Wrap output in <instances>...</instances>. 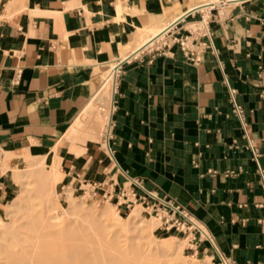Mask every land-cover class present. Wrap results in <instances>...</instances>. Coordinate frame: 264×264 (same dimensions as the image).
<instances>
[{"label":"crops","instance_id":"1","mask_svg":"<svg viewBox=\"0 0 264 264\" xmlns=\"http://www.w3.org/2000/svg\"><path fill=\"white\" fill-rule=\"evenodd\" d=\"M200 2L0 0V206L6 155L55 154L67 187L116 195L136 179L188 213L216 264H264V0ZM179 13L170 33L196 44L199 64L162 38L120 62L131 32ZM98 97L108 114L95 126ZM103 122L107 147L85 140Z\"/></svg>","mask_w":264,"mask_h":264},{"label":"rangeland","instance_id":"2","mask_svg":"<svg viewBox=\"0 0 264 264\" xmlns=\"http://www.w3.org/2000/svg\"><path fill=\"white\" fill-rule=\"evenodd\" d=\"M203 2H212V0H201L200 3ZM150 24L159 26L152 22ZM144 27H138L135 31H142ZM130 35L132 38V32ZM168 36L159 41L160 45L168 42ZM131 42H133L132 39L129 42L130 45ZM135 44L137 43L135 42L133 45ZM109 77L110 72L106 74L104 80ZM98 100L97 103L96 99V104L93 102L92 111H90L96 117L95 126L102 120L101 113L108 114L107 108L96 106L103 103L99 97ZM104 124L106 126V122ZM102 131H104L103 134L106 132L104 126ZM91 133L88 132L85 140L98 141L104 145L100 134L98 138H90L92 137L90 136ZM12 159L13 164L10 162ZM58 162L56 156L47 160L46 156L38 158L28 156L25 158L24 155L18 154L6 155L1 172L9 171V176L13 182V192L0 206V259L4 257L3 253H6L3 251L13 247H8L9 239L11 238L10 242H13L14 239L18 238L17 234L23 235L22 228L29 222L30 218L40 216L43 220L45 219L46 223L55 224L56 230L63 228L68 234L67 241L83 245L82 247L87 250H102L109 254L120 252L133 264H194L197 262L198 264H216L211 255L198 245L203 236L195 234L193 239L192 236L183 233L167 232L162 222L154 214L146 211L141 204H136L134 208L125 209L123 206L118 207L115 200L99 201L92 197L89 192L82 195L75 188L76 186H66V174ZM9 163L11 164L9 165ZM34 164L38 165V170L29 171L26 169L27 165ZM51 166L54 168L52 174L49 172ZM51 177L56 178V187H50ZM128 185L129 182L126 183L125 188ZM46 186L50 187L49 193ZM80 186L84 188V186ZM51 188H53V193ZM136 211H138V215ZM32 212L35 215L32 216ZM140 220L146 222L144 227L140 225ZM12 234H16L15 237L17 236V238H14ZM72 242L70 243L72 244ZM137 252L142 253L141 260L135 257Z\"/></svg>","mask_w":264,"mask_h":264},{"label":"bare ground","instance_id":"3","mask_svg":"<svg viewBox=\"0 0 264 264\" xmlns=\"http://www.w3.org/2000/svg\"><path fill=\"white\" fill-rule=\"evenodd\" d=\"M212 2L216 3L217 0H212ZM206 5L207 4L205 2L199 3L196 4L195 8H199L200 6H206ZM182 16L183 15L179 13L170 23L161 21L158 27L153 24H148L147 26L144 27L142 31H134L132 33L133 37L131 39L134 43L136 42L137 44L133 45L134 44L133 42H131V45L130 44L125 45L119 43L120 54H122V58L120 62L130 57L131 55L135 54L136 52L150 46L154 42V40H157V38L163 39L165 36H167L170 33V30L175 25V23L183 18ZM159 41L160 40L156 42ZM115 64H112L110 66L109 69L110 77L106 79L103 84L102 96L106 100L110 99L111 94L113 93L116 85V70L118 68L117 67L118 64L117 65ZM103 126L104 129H106L104 122L100 127V135L101 138L103 139V143H104L103 146L107 147L108 139H107V135L103 134L104 132L102 131ZM52 158H55V154L46 156L47 160ZM26 169L29 171H36L39 168L38 165L34 164V165H27ZM49 170L51 174L54 172V168L52 166L51 169ZM49 184H51L50 187L52 186L56 187L57 185L56 178L51 177ZM50 187L46 188L47 192L50 190ZM51 192L53 193V188H51ZM136 214L137 215L139 214L138 211H136ZM31 215L33 216L35 214L33 213ZM145 223H146L145 221L140 220V225H142L143 227ZM55 228H56L55 224H53L52 222L46 223L45 219L43 220V218L40 216L31 217L29 222H27L22 228L23 229L22 231H24L23 235L17 234L18 235L17 238V236L15 237L16 234L15 235L12 234L14 238L17 239H14V241L12 239L13 242H10L11 238L9 239L10 240L9 243L10 244L13 243V244L11 245L9 244L8 247L10 246L13 247L8 248V250L4 249L7 251H3L6 253H3L4 257L0 259V264H133L132 262L127 260L126 256L120 254V252L115 254H109V253H104L102 250H96V251L87 250L85 247H82L83 245L73 244L72 241H67L68 234L63 228H59L58 230H56ZM203 235H205L204 232ZM70 242H72V244ZM109 246L112 245L109 244ZM135 255H136L135 257L139 258L140 260L143 257L142 253H138V252ZM194 264H198V262Z\"/></svg>","mask_w":264,"mask_h":264},{"label":"built area","instance_id":"4","mask_svg":"<svg viewBox=\"0 0 264 264\" xmlns=\"http://www.w3.org/2000/svg\"><path fill=\"white\" fill-rule=\"evenodd\" d=\"M168 35L169 43L164 42V45L172 44L178 46L183 57L192 64L201 62V52L197 50L196 44L188 36L175 33H169ZM233 114L240 121L244 119L243 110L240 106H234ZM109 132L110 124L104 134L108 137ZM128 182V187L122 186L116 195L108 191V185L105 182H84L82 186L85 189L80 186L78 191L82 195L89 192L92 197L103 202L115 200V204L118 207L123 206L125 209L134 208L136 204H141L146 211L154 214L162 222L167 232L183 233L184 235L192 236L193 239L196 233H200L201 228L190 219L188 213L178 204L165 196L162 197L155 192L145 190L143 184L136 179H129Z\"/></svg>","mask_w":264,"mask_h":264}]
</instances>
